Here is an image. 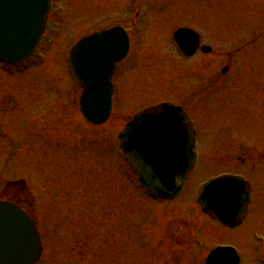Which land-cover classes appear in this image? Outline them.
Instances as JSON below:
<instances>
[{"label":"rangeland","instance_id":"obj_1","mask_svg":"<svg viewBox=\"0 0 264 264\" xmlns=\"http://www.w3.org/2000/svg\"><path fill=\"white\" fill-rule=\"evenodd\" d=\"M142 1L105 124L82 117L81 88L66 69L68 52L88 34L131 28L135 0H53L40 48L14 69L0 66V186L26 178L5 195L36 221L44 246L37 264H166L165 256L193 264L180 258L189 248L179 254L160 240L146 244L161 228L155 212L164 217L166 211L172 215L166 233L176 238L181 229L196 232L202 224L208 243L191 248L192 259L232 242L243 264H255L256 247L263 246L252 233H264V0ZM180 26L198 31L212 48L193 57L203 56L200 69L173 46ZM161 102L189 106L199 153L184 193L164 205L143 194L118 153L127 121ZM221 173L246 175L258 199L234 231L216 226L198 204L199 186Z\"/></svg>","mask_w":264,"mask_h":264},{"label":"water","instance_id":"obj_2","mask_svg":"<svg viewBox=\"0 0 264 264\" xmlns=\"http://www.w3.org/2000/svg\"><path fill=\"white\" fill-rule=\"evenodd\" d=\"M49 8L50 0H0V60L15 63L31 54L43 34ZM175 42L189 54L197 36L180 29ZM128 48L126 32L115 27L83 38L71 51L72 72L84 88L81 111L93 124L104 123L110 115L115 63ZM184 120L180 108L162 104L138 114L119 136L125 158L155 197H177L194 166L193 138ZM200 193L203 210L222 224L234 226L244 217L249 184L243 177L223 175L209 180ZM40 251L33 220L18 206L0 200V264H35ZM207 264H239V260L219 247L211 252Z\"/></svg>","mask_w":264,"mask_h":264},{"label":"flooded vegetation","instance_id":"obj_3","mask_svg":"<svg viewBox=\"0 0 264 264\" xmlns=\"http://www.w3.org/2000/svg\"><path fill=\"white\" fill-rule=\"evenodd\" d=\"M129 35H130V44H131V48H132L131 33H129ZM201 51L198 49L194 53V55H192V56H184V55H182V57L184 58V60L185 59L186 60H193V57L196 58L198 56V54L200 55L199 52H201ZM202 53H203V51H202ZM199 59L193 60V62L195 63V66H196V64H203V61H204L203 56H200ZM196 68L200 69L201 67L196 66ZM117 71H119L118 68H117ZM117 71H116V74H118ZM116 74H115V76H116ZM115 76L113 78L114 82H115ZM117 80H118V76L116 77V81ZM200 92H201L200 94L205 93V88H203V90H201ZM180 105L184 108L185 111H187L189 113V109H188L189 106L187 104L181 103ZM189 114L191 116V113H189ZM257 204H258V199H256L254 201V199H253V188H252V191H251V202H250V204L248 206V212H247L245 221L248 220V218L250 217V213H251L252 209L255 208L257 206ZM171 216H172L171 212H169V211H166V215L164 217L159 216V214H155V220L158 222V225H160L161 228L159 230H155V234L151 237L150 241H146V244H150L151 245V244H153V241L160 240L163 243H165V245L163 247H173V248H176L177 250L180 249V248H189L190 249V255H191V248H193V247L194 248H197V247L199 248V246H204L203 245L204 242L208 243L207 241H205L207 239L204 236V232H202V230H201L202 224L199 225L198 223H197V227L198 228H197L196 232H193L192 229H185L184 228V229H181L182 234L179 235L178 238L174 237L175 234L173 232L170 233V234H167L166 233V229H165V227H166L165 224H166V221L168 219L172 218ZM205 217L207 219H208V217L211 219V217L208 216V215H205ZM179 221H183V216L181 217V219L179 218ZM212 221H213V223L216 224V226H219V227H221V228H223L225 230L227 229V230H232V231H234L236 228L241 227L244 224L243 223V224H241L239 226H236L234 228H230V227L221 226L217 221H214V220H212ZM155 225H157V224H153L152 226H155ZM177 227H181L180 224H178ZM147 230L149 231V229H147ZM188 231H190L189 235L187 233ZM252 240L254 241V243L257 244V246H259V245L263 246L260 249L258 247H256L257 256L259 257V259L258 260L254 259L255 260V264H264V233L257 232V231L253 232L252 233ZM218 245H220V244H218ZM222 245H230V246L235 247L237 252H238V254H239L238 248L232 242H226V243H224ZM178 253H179V250H178ZM190 255L184 254V256H182L180 258H182V259L186 258L187 261H188L187 258H190V261H191L192 258H191ZM239 257H240V264H243L240 254H239ZM192 260L194 261V259H192ZM169 263L170 262H168V261L166 262V264H169ZM246 264H250V262H246Z\"/></svg>","mask_w":264,"mask_h":264},{"label":"bare ground","instance_id":"obj_4","mask_svg":"<svg viewBox=\"0 0 264 264\" xmlns=\"http://www.w3.org/2000/svg\"><path fill=\"white\" fill-rule=\"evenodd\" d=\"M250 214H251V213H250ZM245 222H246V221H245ZM245 222H244V223H245Z\"/></svg>","mask_w":264,"mask_h":264}]
</instances>
